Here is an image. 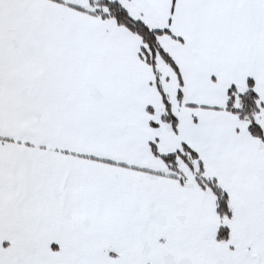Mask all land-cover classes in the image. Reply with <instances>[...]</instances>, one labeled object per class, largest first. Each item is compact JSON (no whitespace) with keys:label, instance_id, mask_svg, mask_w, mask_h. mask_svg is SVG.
<instances>
[{"label":"snow or ice","instance_id":"1","mask_svg":"<svg viewBox=\"0 0 264 264\" xmlns=\"http://www.w3.org/2000/svg\"><path fill=\"white\" fill-rule=\"evenodd\" d=\"M0 264H264V0H0Z\"/></svg>","mask_w":264,"mask_h":264}]
</instances>
